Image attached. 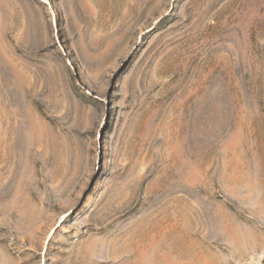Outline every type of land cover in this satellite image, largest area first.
Returning a JSON list of instances; mask_svg holds the SVG:
<instances>
[{
  "label": "rangeland",
  "instance_id": "374dc122",
  "mask_svg": "<svg viewBox=\"0 0 264 264\" xmlns=\"http://www.w3.org/2000/svg\"><path fill=\"white\" fill-rule=\"evenodd\" d=\"M0 264H264V0H0Z\"/></svg>",
  "mask_w": 264,
  "mask_h": 264
}]
</instances>
